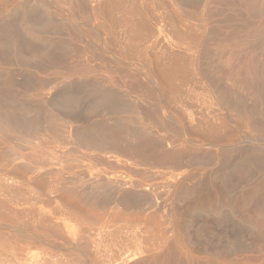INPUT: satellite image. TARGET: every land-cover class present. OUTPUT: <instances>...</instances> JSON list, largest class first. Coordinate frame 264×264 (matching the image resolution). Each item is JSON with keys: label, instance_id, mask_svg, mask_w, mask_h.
Wrapping results in <instances>:
<instances>
[{"label": "bare ground", "instance_id": "bare-ground-1", "mask_svg": "<svg viewBox=\"0 0 264 264\" xmlns=\"http://www.w3.org/2000/svg\"><path fill=\"white\" fill-rule=\"evenodd\" d=\"M15 1L16 0H0V13L7 14L8 12L11 14L21 9L20 16L18 17V24L12 19H6V36L0 37V87H3V89L0 88V95L9 99H16L17 95H23L35 99L39 98V100L37 101L38 105L34 108L25 105L19 106V109L25 111V113L32 112L35 115V120L32 122L13 120L8 114V109L9 107L12 109V105L5 107L1 105L0 130L1 132L2 130L24 132L25 134L23 135L29 138L35 137L40 130L39 128H41L39 117L44 112L45 105L47 104V101L42 97L43 100L41 96L48 82L44 79H40L35 82V85H32L30 82L31 85L18 88L14 84L15 71L12 67L14 65H28L44 72L60 68L67 62V59L80 55L73 41L77 38L80 39L82 36L76 24V18L80 16L78 13L79 10L78 12L75 11L77 9L74 5H76L77 2L80 1L82 3L83 12H85L84 14L87 13V15H85L87 21H91L92 19L93 21L99 20V30L106 35L104 36L106 46L108 48L116 46L119 48L118 52L122 51V53H127V51H136L138 47H140V44H144L146 38L155 36L156 33H158L157 29H159L157 27V19H152L147 13L145 17L143 14L147 9H144L142 4L135 0L132 4H128L126 0H73V8H71L68 13V20L72 22L71 26L73 32L69 33V40H66L56 36L60 28L53 22L51 17L46 16L44 20L39 21V16H35L31 11H28L29 8L27 3L13 4ZM66 1L69 2L68 0ZM51 2H54L53 6L57 9L58 14L61 9L65 8L64 4H67L65 0H52ZM96 2H100V4L97 5ZM155 3H157V7L168 8L164 0H157ZM94 4H96V6H94ZM102 4L104 7L99 8ZM43 10L47 13V9ZM137 14H140L142 18H139ZM169 20L174 39L167 47L166 56L164 54L165 58L162 56L160 57L161 59L154 60L153 63L151 62L153 65L149 63L153 76L155 74V77L158 79L159 85L156 87L158 90L153 89V87L150 88L149 86L147 88L143 83L138 82L139 80L136 81L134 79L135 83L138 82L136 88L144 92L145 101L147 99L149 101L148 104L151 103V106H149L151 107L150 110L149 107L148 109L146 108V105L145 107L142 106L144 104L143 102L141 106L139 102H137L139 104L131 102L130 104L127 103L130 112H125L127 108L125 109L124 105L126 104L123 103L124 101L117 100L118 98L112 92V89H107L105 91L96 90V102L94 100V105L92 104L93 107L91 106L90 108L95 111L96 108L98 109V107L104 104H109L111 109L108 110V113L106 112L107 116L113 111L111 114H115L117 117L108 118L110 120L109 123H107V119L105 118L104 124L103 122H95L93 120L94 118L87 122H82L72 116L64 115V117H62V115H59L60 113L56 115L51 114L49 118L47 117L49 125L46 129L52 137L56 133L58 136L62 133L65 141L72 136L75 142L79 141V143L82 142L83 145L84 143L91 145L94 148H90L91 150H98L101 153L110 154L108 156L109 159L111 158L123 166L139 165L143 166V168H164L167 170L166 173L180 182V195L183 198L185 197V199L188 198L193 206L200 209H207L210 211L215 208L214 203L216 199L213 201L211 197L209 200L207 194L212 188L218 186L216 182H219L221 186L224 184L229 193H234V191H236L235 193H239L236 195H241L240 193H242L245 198L243 203L261 204L264 201V0H176L175 5L171 6ZM3 21L0 22V27L1 23L5 24ZM60 24V26L64 27L67 22L61 20ZM142 51L140 53H143ZM80 52H82V50ZM142 58L146 59L147 57ZM75 66V64H72V66L69 64L71 70L75 69ZM130 82L133 83V80ZM188 85L190 90L188 93H190L184 94ZM185 86L187 87L184 88ZM197 89H200L199 92L202 93V95L200 93L199 95L201 96L196 95L198 94L196 92ZM159 98H164L163 100L166 99L169 101V104L171 103L173 105L174 110H172L175 112L173 117L175 123L171 124L169 121L170 125L169 122L167 123V120L163 119L161 116L162 114H160L159 108L162 101L160 102ZM63 100H65L68 105L76 106L78 97L76 94L70 93L67 94ZM12 101L14 100L12 99ZM24 102L22 103L26 104V102ZM17 105H19V103H17ZM71 106L69 108H72ZM19 109L17 110L18 113H23L20 112ZM92 109L90 111H92ZM12 114L14 116V112H12L11 115ZM99 117L97 118L101 119L104 116L102 115L101 117L100 115ZM44 120L47 119L45 118ZM167 130L174 132V134L169 133ZM47 131L41 133L42 131L40 130L39 133L46 135L45 132ZM160 131L165 132L160 134ZM1 132L0 136H2ZM243 132L246 133L244 134ZM5 134L8 133L5 132ZM16 134H14L13 138L17 137L15 136ZM20 135L22 136V134ZM8 137L9 136H7V139ZM189 140L193 144L195 143L194 146H191L192 143H190ZM69 141L71 142L72 140L70 139ZM30 145L33 146V144ZM38 147L43 148L42 145H38ZM84 147L86 146L84 145ZM39 148H37V151L40 152L41 150H38ZM45 150L48 149L45 148ZM31 152H34L33 149ZM51 152L45 153L48 155L51 154ZM40 153L45 155L44 151ZM36 158L41 161L38 156H36ZM33 159L36 160L35 158ZM39 161H36V165ZM43 161L44 160L41 162ZM194 166H197L195 170H193ZM22 171L24 173V170ZM17 172L19 173V171ZM23 175H25V173ZM41 177L42 175L40 178ZM43 178H45V176H43ZM94 178L92 179L95 180ZM38 179L37 181L33 180L37 183ZM98 179L100 178L98 177ZM119 180L120 179H112L108 182L95 181L97 182L94 183L95 191L101 192L103 195L104 193L106 194L105 197L102 196L104 197V199H102L103 201L101 200V196L97 198L96 195L93 194L96 192H89L91 189L93 191V187L91 185L88 187L87 183L85 187H88V189L92 187L89 191L84 186V190H82L80 184L77 183L74 189L80 186L81 188H79L81 190L79 191L77 189L75 193L73 189L72 193H68L73 186L69 189L68 183L70 182H66L69 189V191H66L68 195H66L65 192L64 197V193H61L63 195L61 198L63 199L64 197V200H66V196L69 198L71 195L73 198L70 196L72 199L70 198L71 201L69 202L72 203L74 201L73 207H77L78 209L76 213L80 210L81 212L84 210V212L87 211L91 214L94 213L93 211H97V207L100 208V205H102L101 207L105 204H107V206L110 205V199L107 197L109 190L112 192L111 189H113V192L114 190L116 191L115 195L116 193L120 195L121 191L125 189V184L121 182L122 180ZM39 181L43 184L42 178ZM51 183L53 182L51 181ZM83 183L81 182V185ZM64 185L66 184L64 183ZM44 186L47 188V184ZM175 186L178 185L176 184ZM65 188L67 189V185ZM140 188L142 190V187ZM131 190L133 191V189ZM134 191H136V189H134ZM227 191L225 194H227ZM61 192L63 191L61 190ZM124 192L125 190L123 193ZM125 193L128 194V192ZM152 194L149 195L152 197ZM111 195L113 196V194ZM142 195V197L141 195L140 197H135L136 200L132 201L134 197L131 199L130 194H128L130 197L126 194H121V202L122 204L125 203V205L119 208H121L122 211H126L127 207L126 209L124 207L127 205L129 206L130 203L133 206H135L134 204L139 205L142 203L141 199L145 196V193ZM120 197L118 199H120ZM126 197L129 201H126ZM149 197L150 196H148V199H146L147 197L145 198L148 201L143 202L146 204L149 200L153 202V199H151V197L149 199ZM68 198L67 200H69ZM114 202H117V200ZM150 203H148V205H150ZM119 204H121L120 201ZM2 205H5V203ZM68 205L70 204L68 203ZM142 205L141 208H139L140 210L144 208H142ZM116 206L118 207L120 205ZM129 207L128 210H130ZM132 210L133 209H131V211ZM9 211L13 213L14 210L12 211L10 209ZM0 212L4 213V210L1 209ZM86 215L88 216V213H86ZM93 215L94 214L90 216L93 218ZM90 216L83 218L87 219ZM95 218H97V214ZM224 219H219L218 221L226 223ZM153 220L155 221L154 218ZM45 222L44 220V223ZM175 222L177 221L175 220ZM44 223L42 224L45 227H50L51 225H46L48 222ZM23 224V227H27L25 224L30 223L25 222ZM178 224L182 225L181 223ZM30 226L32 225L30 224ZM30 226L28 225V228ZM54 227L56 228L55 225ZM210 227V224L207 223L206 225H201L200 230H208ZM240 228L241 230L244 229V227L243 229L242 227ZM56 229L58 230V228ZM47 230H49V228H47ZM184 231L187 230L184 229ZM197 231L199 232V229H197ZM56 233L59 234L60 232L58 231L55 232V234ZM204 233L206 234V232H203L201 235H204ZM211 233H209V236ZM228 234L229 233H227V235ZM185 238L187 240V237ZM5 239L8 241L9 238L4 236V240ZM6 241L1 243H6L5 245L12 243V241L11 243L9 242L10 239L8 243ZM237 244L235 243L231 249L221 252L223 253L226 251L227 253L233 254L242 251V247ZM1 245L6 249L5 245ZM10 246H12V244ZM85 246L84 249H86ZM150 249L152 248H148V252ZM145 250L142 251L145 252ZM172 250L173 249L170 248V251ZM243 250H245V247ZM198 252H202V250H198ZM170 253L169 255H171ZM77 260H80V258H77ZM99 260L96 257L91 259L90 263L103 264L99 262ZM125 260L127 259L125 258ZM125 260H123V262ZM171 260L175 261L174 259ZM177 262L178 261L173 263L171 261L170 264H179Z\"/></svg>", "mask_w": 264, "mask_h": 264}, {"label": "rangeland", "instance_id": "rangeland-1", "mask_svg": "<svg viewBox=\"0 0 264 264\" xmlns=\"http://www.w3.org/2000/svg\"><path fill=\"white\" fill-rule=\"evenodd\" d=\"M51 1L52 0H16L13 4L27 3L29 8L28 11H31L35 16H39V21L44 20L46 16L51 17L53 22L60 28L56 36L69 40V33L73 32V28L71 26L72 22L68 20V13L71 8H73V0H68L69 2L65 0L67 4H64L65 8L61 9L59 14L57 9L53 6L54 2L52 3ZM126 1H128V4L134 2V0ZM135 1L140 2L142 7L147 9V12L145 11L143 14L144 16L149 14L152 19H157V27L159 28L157 29L158 33H156L155 36L146 38L144 44H140V47H138L136 51L122 53V51L118 52L119 48L116 46L108 48L104 41V36L106 35L99 30V20L93 21L92 19L91 21H87V19H85L87 13L84 14L83 5L79 1L76 5H73L77 9L75 11L78 12L79 10L78 13L80 16L76 18V24L82 36L80 39L77 38L73 41L80 55L67 59V62L60 68L44 72L28 65H14L12 67L15 71L14 84L18 88L31 85V83L35 85V82L40 79H44L48 82L41 96V98L43 97L47 101L44 112L39 117L41 127L39 129L42 131L41 133L47 131L46 128H48L47 126L49 125L48 118L51 114L56 115L60 113L59 115H62V117H64V115L72 116L82 122H87L94 118L93 120L95 122L103 123L106 119L107 123H109L111 117H117V115L111 114V112H113L111 110L107 116L108 110L111 109L109 104H104L98 107V109L96 108L95 111L90 108L91 106L93 107L94 100L96 102V90L105 91L107 89H112V92L118 98L117 100L124 101L123 103L126 104L124 105L125 109L127 108L125 112H130L127 103L130 104L131 102H135L136 104L140 103V106L144 103L142 106L145 107L146 105L147 109L151 106V103L148 104L149 101L147 99L146 103L144 92L138 90L136 84L141 82L147 88L149 86L150 88L153 87V89L158 90V88H156L158 87L157 85H159L158 79L155 77V74L153 76L149 63L161 59L160 57L162 56L165 58L167 47L174 39L169 18L171 6L175 5L176 0H164L168 5L167 9L157 7V3H155L157 0ZM96 4L99 5L100 2H96ZM96 4H94V6H96ZM100 7L103 8L104 5L102 4L99 8ZM43 9H47V13ZM20 11L21 9L11 14L8 12L7 14L0 13V22L4 20L3 22L6 24L1 23V38L6 36L7 27L5 26H7V21L5 20L12 19L18 24ZM137 16L142 18L140 14H137ZM61 20L67 22L64 27L60 26ZM81 50L82 52H80ZM141 51L143 53H140ZM142 57H147V60ZM68 62L71 66L75 64V69L71 70ZM152 63L151 65H153ZM134 79L139 81L135 83ZM132 80L133 83L130 82ZM186 87L187 86L184 88ZM0 88L3 89V87ZM188 91H190L189 85L185 89V92H183L184 94H189L190 92L188 93ZM199 91L200 89L196 90L198 93L196 95L201 96L202 93ZM70 93H74L78 97L76 106L68 105L65 100H63V98L65 99V96ZM199 93L201 95H199ZM12 99L14 101H12ZM12 99L4 98L0 95V106L2 105L5 107L12 105L13 111L10 107L9 109L7 107V109L9 111L8 114L13 120L16 119L21 122H32L35 120V115L32 112L25 113V111L19 109V106L25 105L34 108L38 105L37 101L39 98L35 99L17 95L16 99ZM163 99L164 98H159V101H162L160 103L159 112L162 114L161 116L163 119L167 120L164 121L167 123L170 121L171 124L175 123L173 118L175 114V112H173V105L171 103L169 104V101L166 99L167 102ZM24 101L26 104L22 103ZM17 103H19V105H17ZM70 106L72 108H69ZM150 108L151 107H149V110ZM18 109L23 113H18ZM91 109L92 111H90ZM10 112H14V116L13 114L11 115ZM98 115H101V117L103 115L104 117L99 119L100 117ZM45 118L47 120H44ZM40 130L35 137L33 136L30 138L23 135L25 134L24 132H16L15 130H2L1 132L0 130L3 136V139L2 136H0V210H4V213H2L3 211L0 212V238L3 237V240L0 239V243L7 240H4V236L10 239V241L8 239L10 243L12 241V246H10L11 244H9L8 241H6L8 243L7 245H5L6 243H1L6 246V249L0 244V264H92V262L90 263L91 259L96 257L98 260L100 259L99 262L103 264H170L171 261L173 263L178 261L177 263L179 264H264V201L261 204L243 203L245 198L242 193H240L241 195H236L239 194L238 192L235 193L236 191H234V193L232 192L233 194L231 192L229 193L224 184L221 186L219 182H216L218 186L212 188L209 191L210 193L208 192L207 194L209 200L211 197L213 201L216 199L215 203L213 202L215 208H213V210L211 209L212 211L200 209L193 206L188 198L185 199V197L183 198L180 195V182L166 173L167 170L162 167L143 168V166L139 165L123 166L111 158L109 159L108 156L110 154L101 153L98 150H91L94 149L91 145L84 143L86 146L84 147L83 143L80 142L83 145L82 147L79 141H76L77 146L72 136L70 139L74 142H70V139H66V142L62 133H60V135H62H59L60 137L56 135L57 133L55 135L52 134L53 137H59L53 138L48 131L45 132L46 135L40 134ZM167 131L174 134L172 131ZM5 132L8 134H5ZM164 132L160 131L159 133L161 134ZM19 133L22 134V136ZM243 133L245 134L246 132ZM14 134H16V138H13ZM6 135L9 136L8 139L10 140L7 139ZM68 135L66 134L67 137ZM30 144H33V146ZM194 144L192 143L191 146H194ZM38 145H42L43 148H39ZM44 147L49 151L45 150ZM37 148H39L38 150L44 151V153L51 151L53 153L51 152L52 155H47L46 153L43 155L40 153L41 151H37ZM32 149L36 154L31 152ZM36 156H38L41 161H44H39ZM36 161H39L37 165ZM196 167L197 166H194L193 170H195ZM21 169L24 170L25 175H23L24 173ZM17 171H19V173ZM41 175L43 184L39 181ZM43 176H45V178H43ZM98 177L100 179H98ZM33 179L36 181L38 179V184ZM112 179L122 180L121 182L125 184V192L130 194L131 199L134 197L132 201L136 200L135 197H140V195L142 197L144 193L146 196L151 192L149 194L153 193L152 197L149 194L146 196L147 198L144 197L148 199V196H150L153 202L149 200L148 203H152L148 205V203L146 204L143 202L148 201L143 197V200L140 198L142 203L139 205L133 203L135 206L130 203V207L126 204L127 206L124 207L125 209L127 207L126 211L124 208V211H122V205H125V203L122 204L121 202V194H126L127 196L128 194L125 192L123 193L124 190H122L120 195H117V193L115 195L116 191L114 190L113 192V189H111L112 192L109 190L107 194V197L110 199V205H103V207L106 208L100 205V208L97 207V211L95 210L96 212L93 211L94 213L89 214L87 211L84 212L83 209V213L80 209V211L76 213L78 209L77 207H73L74 201L72 200V203L69 202L73 198L71 195L72 198L66 196V200L67 198L69 200H64L65 192L67 190L69 191L70 187L73 186L70 192H68L72 193L77 183L80 184L82 190H84L83 188L86 186V183L88 187L91 185L93 191L91 189L92 187L89 188L91 191H89L88 187L85 188L89 192H96L93 194L96 195L97 198L101 196L102 200L106 194L104 193L103 195V193L95 191L94 183H97L95 182L97 180L108 182ZM51 181L53 183H51ZM66 182L71 183V186L70 183H68L69 189ZM81 182H84V185H81ZM64 183L67 185V189ZM45 184H47V188L49 189L45 188ZM176 184L178 186H175ZM79 187L74 189L75 193L77 189L79 191L81 190V187ZM140 187H142V190ZM131 189H133V191ZM134 189H136V191H134ZM61 190L63 192H61ZM226 191L227 194H225ZM61 193H64L63 199L61 198V196H63ZM111 194H113V196ZM66 195H68L67 192ZM119 197L120 199H118ZM127 199L126 197V201H129ZM116 200L118 204L114 202ZM119 201L121 204H119ZM3 203H5V205H2ZM68 203L70 205H68ZM116 205L120 206L117 207ZM141 205L142 208H144L140 210L139 208H141ZM128 207L130 210H128ZM10 209L19 212L15 213L13 211V213H10ZM131 209L133 210L131 211ZM134 209L139 210L135 211ZM86 213H88V216L94 214V217L92 218L90 216L84 219L83 217H88ZM95 213L97 214V218H95ZM174 213L177 216H175ZM219 219L226 220V223L219 222ZM44 220L48 222H45L46 225L51 224L52 226L45 227L42 224ZM175 220L177 222H175ZM24 221L30 223L32 226H30V224H25L27 227H23ZM207 223L210 224L211 227L208 230L201 231V225H206ZM28 225L30 226L29 228ZM239 226L242 227V229L244 227V229L241 230ZM47 228H49V230H47ZM184 229L187 231H184ZM197 229H199V232ZM58 231L60 233H56V235L55 232ZM203 232H206V234L204 233V235H201ZM226 232L229 234L227 235ZM209 233H211L210 236ZM185 237H187V240ZM235 243H238L237 245L242 247V251L233 254L227 253L226 251L223 253L221 252L231 249ZM85 245H88V248ZM84 246L86 249H84ZM244 247L245 250H243ZM148 248L152 249L148 252ZM170 248L174 251H170ZM142 250H145L147 253ZM198 250H202V252H198ZM167 252H171V255ZM76 256L78 259L80 258V260H77ZM125 258L127 260H125ZM123 260L125 261L123 262Z\"/></svg>", "mask_w": 264, "mask_h": 264}]
</instances>
